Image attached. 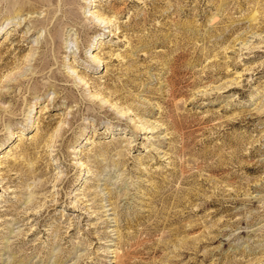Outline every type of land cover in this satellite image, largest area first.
<instances>
[{"label": "rangeland", "instance_id": "374dc122", "mask_svg": "<svg viewBox=\"0 0 264 264\" xmlns=\"http://www.w3.org/2000/svg\"><path fill=\"white\" fill-rule=\"evenodd\" d=\"M0 11V264H264V0Z\"/></svg>", "mask_w": 264, "mask_h": 264}, {"label": "bare ground", "instance_id": "6f19581e", "mask_svg": "<svg viewBox=\"0 0 264 264\" xmlns=\"http://www.w3.org/2000/svg\"><path fill=\"white\" fill-rule=\"evenodd\" d=\"M2 2V0H0V3ZM88 2V0H85V3H87ZM6 7V10H5V14H3V16L4 15H9V14H11L9 11L10 10H8L9 8H11V6H8V5H6L5 6ZM13 9V8H12ZM88 13V11H85L84 12V14L86 15ZM2 15V13H1V11H0V16ZM5 17H8V16H5ZM87 18L89 17V16H86ZM29 18H31V16H29ZM94 18L95 19H99L100 17L99 16H94ZM7 20H9V18H5V20L2 22V24H1V26H0V31L2 30V29H4L5 27H6V25H7V23H6V25H5V22L7 21ZM20 24H21V22H20ZM94 61H96V62H100L101 61V59L100 58H95L94 59ZM88 64H91V63H88ZM78 84V83H77Z\"/></svg>", "mask_w": 264, "mask_h": 264}]
</instances>
